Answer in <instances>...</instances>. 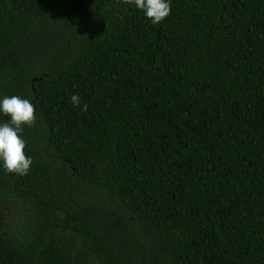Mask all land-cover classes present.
Listing matches in <instances>:
<instances>
[{
	"label": "trees",
	"instance_id": "trees-1",
	"mask_svg": "<svg viewBox=\"0 0 264 264\" xmlns=\"http://www.w3.org/2000/svg\"><path fill=\"white\" fill-rule=\"evenodd\" d=\"M0 95V264H264V0H0Z\"/></svg>",
	"mask_w": 264,
	"mask_h": 264
},
{
	"label": "clouds",
	"instance_id": "clouds-1",
	"mask_svg": "<svg viewBox=\"0 0 264 264\" xmlns=\"http://www.w3.org/2000/svg\"><path fill=\"white\" fill-rule=\"evenodd\" d=\"M140 10L152 25H159L170 15L171 0H127ZM73 108L87 112L88 105L82 103L78 93L71 95ZM36 107L27 98L18 95H0V168L9 174L26 176L34 163L26 155L27 142L24 139L25 127L36 124Z\"/></svg>",
	"mask_w": 264,
	"mask_h": 264
},
{
	"label": "water",
	"instance_id": "water-1",
	"mask_svg": "<svg viewBox=\"0 0 264 264\" xmlns=\"http://www.w3.org/2000/svg\"><path fill=\"white\" fill-rule=\"evenodd\" d=\"M36 81V80H35Z\"/></svg>",
	"mask_w": 264,
	"mask_h": 264
}]
</instances>
